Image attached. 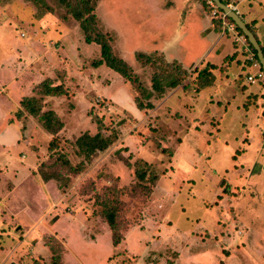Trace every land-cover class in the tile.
I'll return each mask as SVG.
<instances>
[{"label": "rangeland", "instance_id": "rangeland-1", "mask_svg": "<svg viewBox=\"0 0 264 264\" xmlns=\"http://www.w3.org/2000/svg\"><path fill=\"white\" fill-rule=\"evenodd\" d=\"M44 1L50 9L32 0H0V131L23 121L16 145L13 134L0 142V157L10 156L0 167V264H49V246L63 264H98L99 252L104 255L99 264H264V124L256 127L250 104L245 113L241 105L234 108L231 102L238 98H222L229 105L216 117L210 109L214 98L205 106L198 98L203 94L199 66L179 67L175 88L162 94L152 88L155 74L164 77L174 69L146 44L144 12L156 10L155 4L168 8L191 0L95 3L99 28L112 37L114 55L129 64L145 92H152L148 99L137 83L106 66L91 68L99 46L84 42L78 22L58 0ZM205 1L199 0L202 8ZM174 17L155 39L182 45L177 30L169 32ZM139 52L156 61L145 64L137 59ZM60 61L63 69L56 66ZM36 67L41 74L52 70L60 82L53 85L62 83L67 94L41 103L42 112L53 110L63 124L51 137L25 135L27 117L15 115L20 108L13 98L30 95L41 81ZM135 98L152 107L138 108ZM2 112L8 117L2 119ZM259 118L264 122V114ZM85 133H100L110 144L85 157L75 144ZM31 156L36 183L22 174L15 186L18 168L7 169L12 158L24 166ZM3 166L7 172L1 175ZM41 171L55 177L48 182L63 200L59 218L49 213L31 224L48 206L37 197ZM135 171L146 179H137ZM104 209L114 211L121 233L117 249L108 254L111 235L101 234L103 250V243L101 250L87 245L96 242ZM88 250L94 258L81 257Z\"/></svg>", "mask_w": 264, "mask_h": 264}, {"label": "crops", "instance_id": "crops-1", "mask_svg": "<svg viewBox=\"0 0 264 264\" xmlns=\"http://www.w3.org/2000/svg\"><path fill=\"white\" fill-rule=\"evenodd\" d=\"M232 1L237 6L238 15L250 28V30L256 37L261 49L264 50V8L260 9L261 6H264V0H232ZM151 7L153 6L149 5V8ZM154 7H156V10H151V9L148 11L145 10L144 21H143L144 28L146 27L145 28L146 31H144L143 36L145 38L146 44H149V42L152 43L153 46L151 52H158L163 56V58L167 62H174L177 65H179V67H181L182 69H187L190 67H198V66L200 68L202 67L201 69H205L209 73V76L207 78V81H205L204 83V87H202V89L200 90V93L202 91L203 94L198 98H204L202 99L204 106L209 102L210 99L208 98H214L213 100H211L214 103H210V106L212 104H215V106L213 109L211 106L210 109L212 112H215L216 117L220 118L222 111L226 112L225 109L227 105H229V103L225 105L224 102L221 100L222 98H224L225 101H227V99L230 101L233 98H238L236 102L235 101L231 102L235 104L234 108L237 107L239 108V105H241L240 110H242L245 113L248 105L250 104L251 107L248 108V110L251 114L254 112V114L250 115L253 116L254 118L252 117L250 118L254 120V122L256 123V127L257 126L258 128L263 127L264 122L263 120H260L259 116L264 114V82L262 80H256L253 82H249L247 80V76L249 75L253 76L259 70H261L259 64L256 65L254 64V62H251L248 59L250 53L252 52L249 48L247 40H246V44H243L240 41H235L234 35L232 34H221L220 29L218 28L216 22L212 18L211 10H208L209 9L208 7H207L208 9L206 7L202 8L201 4L199 3V0H191L190 2L187 3L180 2L176 5H171L168 8L156 6V4L154 5ZM177 9L178 11L180 10V14L177 13ZM172 15L175 16L173 18L175 19V25H174L175 27H174V31L169 30V32L170 34L173 32L176 33L175 30H177L176 35L179 36L180 38L178 43L181 42L182 45L176 44L177 42L174 43L170 41L166 42L165 39L163 41H158L157 39H155L157 33L168 31L165 29V25L167 24L166 19L168 17H171ZM147 30H151V31H147ZM156 31L157 33L155 34ZM152 34L154 35V37ZM187 38L191 39L190 43L192 46H188V44H186ZM23 53L25 55H28V53L25 52ZM30 56H34V54L30 53ZM55 63L56 66H58L60 69H63L64 64H62L61 61ZM38 67L36 68L40 74V80L44 79L45 77L53 79V81L54 78H59L55 76V73H53L52 70H51V74L48 71H46V74H41V71L38 69ZM12 68L13 66H11V71L14 72ZM13 75L16 74L10 73V78L11 77L13 78ZM62 78L65 79L67 84L69 83L65 75L62 76ZM54 83H60V82L55 80ZM35 85L36 84L31 86L32 87L31 89H33ZM175 93H179V90H176ZM107 94L109 93L106 92V95ZM107 96L112 97L111 99L115 98L112 95V93L110 94V96L109 95ZM48 98H56V97H48ZM18 101H19L18 98H13V103L16 105V107L19 108ZM130 108L132 107L130 106ZM134 109L138 110L137 108ZM134 109L132 108L133 111ZM1 114L3 119L8 117L9 113L2 112ZM217 114L220 115L218 116ZM24 116L27 117V120L24 121L25 126L29 128V130H26V128L23 130L25 135H29L27 133H32V134L35 133L36 136L38 135L47 136V137L52 136L50 133L46 132L43 128H41V126H38L36 123H34L32 117L28 115H24ZM22 124H23L22 120L21 121L15 120L14 123H10V125L4 126L3 129L0 131V142L2 143L3 141L6 140V138H8L9 135L13 134L14 137H16L14 139L15 142L14 144L16 145L17 144L16 140L18 139L20 135V130L22 129L21 128ZM10 131L12 133H10ZM5 157H0V167L6 162L5 159L9 158L10 156H5ZM12 159H13L11 161L12 166L7 169L11 168L12 170H14V168H18L17 176L14 180L15 186L17 183H21L20 177L22 174H28L30 177L34 176L32 179L30 177L28 178H30V180L36 183L35 182L36 176L32 174V172L35 171L36 168V164L34 162V156H31V159H29V161L26 162L24 166L18 164V162L15 161L16 157H13ZM3 168L4 170L1 173V175L7 172L5 166H3ZM42 181L40 178V182L42 184L40 183L39 185L38 183L39 191L37 197H39L43 201H47L48 206L46 210L31 224L37 223L39 218L44 215L45 217H47L49 213L52 214V217L55 215L54 219L56 217L59 218L57 212L60 211L61 209L60 205L62 204V200H63L62 194L61 192L57 194V192L54 191V188L51 187V182H48L49 180L44 182ZM40 221L45 222V220H40ZM43 225H45V223ZM101 226H102L101 231H99L98 233L96 232L95 234L94 240L96 242L94 243L91 240L87 244L89 245L90 248L91 247L99 248V245L101 246L100 243H103V247H102L103 250L104 240L102 241L103 236L101 234L108 236L110 235V231L105 222H103ZM115 247L116 246L112 245L111 248L106 249V254L117 249ZM98 255H100L101 258L104 257L102 252H99ZM81 257L90 259V257L94 258V254L91 250H88L86 256H81ZM97 257L98 259L96 261L99 264L103 260H101V258L99 259V256Z\"/></svg>", "mask_w": 264, "mask_h": 264}, {"label": "trees", "instance_id": "trees-1", "mask_svg": "<svg viewBox=\"0 0 264 264\" xmlns=\"http://www.w3.org/2000/svg\"><path fill=\"white\" fill-rule=\"evenodd\" d=\"M32 1L38 3L41 6H44L47 9H50L44 0H32ZM58 1L60 4L66 7L68 11L67 13L70 14L72 18L78 22L79 28L83 33L84 42L88 45L96 44L99 46V57L91 61L90 63L91 68L96 69L101 65H104L113 72L117 73L119 76L123 77L125 80L137 83V86L141 92L147 91L142 86H140L138 79L135 76L129 64H127V62H125V60H123L122 58H119L116 55H114L110 44L112 37L108 33L102 32L101 29L99 28L96 15L94 14L95 3L97 0H58ZM208 1L209 0L204 2L205 7L206 8L208 7L209 10L212 11V8L208 5ZM212 18L216 22L218 28L220 29L218 19L213 16ZM237 29L239 30L238 27ZM239 32L241 33L240 30ZM248 45L254 58L257 60L255 50L251 47L249 43ZM262 51L264 53L263 49ZM136 57L137 59L143 61L145 64L148 63L152 65L156 61V59L152 55L145 54L142 52L137 53ZM167 65L172 67L174 71L168 73L167 75H164V77L155 74L152 78V88L154 92H157L158 94H162L165 88H175L180 83V78L178 76L179 65H177L174 62ZM68 72L69 70L67 71V73ZM208 76L209 73L205 69L199 71L198 77H200L202 80V84L200 86L201 89L202 87H204V83L205 81H207ZM54 82L55 80L53 81V79L45 77L44 79L39 81L37 85L33 87L34 90L32 91L33 93L31 92L30 95L21 98V100L19 101L20 109H18L15 114L16 118L19 119L24 115H28L32 117L34 120H36L38 125L41 126V128H43L46 132L50 134L57 133L63 126L62 121L59 120L58 118V115L53 110H48L46 112L41 111L42 109L41 103L42 101H44L46 97L48 98V97L58 96L59 98L62 95L67 96L66 90L61 85L62 83L53 85ZM63 83H66L65 79ZM151 96H152L151 91L145 92L144 94V98L147 99L150 98ZM135 101L137 103L136 104L137 107L140 109L146 107H152V104L150 102L143 104L137 98H135ZM263 141H264V135H263ZM75 144L77 146L79 153H82L85 157H89L96 151L105 149L110 144V140L107 137H103L100 133H96L94 135H89L88 133H85L76 139ZM40 175L42 180L44 181L55 179L53 175H46L42 171L40 172ZM135 175L139 180L146 179L145 178L146 175L143 172L135 171ZM156 179H157L156 175L151 176V181H155ZM102 215L110 231L111 243L113 246H116L121 240V233L118 230L117 225L115 223L114 211H112V209L111 210L104 209ZM48 248H49V252L51 253L49 264H63L60 261V255L59 253H57L56 249L53 246H49ZM32 264H40V263L37 260H34Z\"/></svg>", "mask_w": 264, "mask_h": 264}, {"label": "built area", "instance_id": "built-area-1", "mask_svg": "<svg viewBox=\"0 0 264 264\" xmlns=\"http://www.w3.org/2000/svg\"><path fill=\"white\" fill-rule=\"evenodd\" d=\"M223 4L228 6L232 11L238 14L237 6L232 0H220ZM208 5L212 8L211 14L213 17L218 19L219 25H220V33L221 34H232L234 35L235 41H240L243 44H246V38L242 33L239 32L237 29L236 24L224 13L221 11L213 0L208 1ZM219 9V10H218ZM248 59L251 62H254V64L258 65V61L254 58L253 54L250 53ZM247 80L249 82H253L256 80H262L264 82V73L262 70H259L255 75L247 76Z\"/></svg>", "mask_w": 264, "mask_h": 264}, {"label": "water", "instance_id": "water-1", "mask_svg": "<svg viewBox=\"0 0 264 264\" xmlns=\"http://www.w3.org/2000/svg\"><path fill=\"white\" fill-rule=\"evenodd\" d=\"M217 8H219L221 11L226 13V15L236 24V26L239 28V30L243 33V35L246 37L247 42L251 45V47L255 50L257 61L261 67L262 72L264 73V53L250 30V28L246 25V23L242 20V18L232 11L228 6L223 4L220 0H213Z\"/></svg>", "mask_w": 264, "mask_h": 264}]
</instances>
